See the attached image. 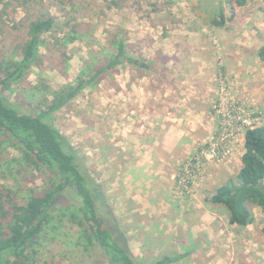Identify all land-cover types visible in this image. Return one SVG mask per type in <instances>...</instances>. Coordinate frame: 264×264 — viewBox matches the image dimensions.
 <instances>
[{"label":"rangeland","instance_id":"1","mask_svg":"<svg viewBox=\"0 0 264 264\" xmlns=\"http://www.w3.org/2000/svg\"><path fill=\"white\" fill-rule=\"evenodd\" d=\"M8 1L0 0V66L20 59L25 28L18 25L41 4L79 36L67 45L43 36L41 64L2 93L23 110L30 85L74 84L86 67L105 63L114 36L128 56L150 65L106 71L50 117L99 184L132 254L146 261L184 254L173 264H264V210L252 208L253 222L239 226L208 200L237 173L245 129L264 124L263 89L250 101L255 85H264V0ZM15 157L13 148L4 152L0 182L25 199L48 172L22 168ZM60 202L71 211L78 205L69 193ZM54 223L35 264H108L97 245L85 249L75 224Z\"/></svg>","mask_w":264,"mask_h":264},{"label":"trees","instance_id":"2","mask_svg":"<svg viewBox=\"0 0 264 264\" xmlns=\"http://www.w3.org/2000/svg\"><path fill=\"white\" fill-rule=\"evenodd\" d=\"M36 1L24 0L22 7ZM53 1L57 5L63 3L62 0ZM45 6L41 4L35 14L25 8L27 15L18 25L25 28L20 46L21 57L0 66V160L10 147L18 151V157L13 159L19 160L18 165L22 168L48 172L42 189L25 199H20L12 188L0 182V264H35L37 244L43 234L57 228L54 222L65 220L80 229L81 237L86 240L85 249L94 245L100 247L108 264L178 262L184 254H164L147 261L132 254L114 222L116 219L105 202L99 184L69 141L50 122L55 111L70 102L84 87L96 83L106 71L124 62L141 70L150 68L145 60L127 55L122 38L114 36L110 40L113 50L109 49L106 62L86 67L74 84L53 88L41 80L30 85L26 92L29 93L26 99L30 110H23L2 95L14 85L22 84L29 70L41 64L39 48L46 45L44 35L47 34L57 45H67L79 37L75 25L65 31L62 28L64 23L58 22ZM69 23V20L65 21L66 26ZM213 23L219 24L220 21L213 20ZM258 57L264 70V45L259 48ZM240 162L237 173L220 184L208 200L227 210L230 224L246 226L254 220L252 208L264 210V124L245 129ZM2 177L5 175L0 170V180ZM63 193L72 194L76 199L78 205L75 210L60 206ZM261 233L264 236V227ZM238 264L250 263L240 261Z\"/></svg>","mask_w":264,"mask_h":264},{"label":"crops","instance_id":"3","mask_svg":"<svg viewBox=\"0 0 264 264\" xmlns=\"http://www.w3.org/2000/svg\"><path fill=\"white\" fill-rule=\"evenodd\" d=\"M262 71H263V74H264V70H263V67H262ZM259 87H261V88H259L258 89V87H257V84L255 85V88H256V91L252 94L253 95V99L251 98L250 99V101H256L257 100V98H258V94H259V90H261V89H263V92H264V85H261V86H259ZM252 97V96H251ZM255 99V100H254ZM254 103V102H253ZM261 104V103H260ZM199 111H201L200 113H202L203 112V110H199ZM193 116V120H198V116H194V115H192ZM204 125H205V122H200V124H195V129H199L201 126L202 127H204ZM176 132V131H175ZM174 139H177V138H174ZM150 154H145L144 156H149Z\"/></svg>","mask_w":264,"mask_h":264}]
</instances>
